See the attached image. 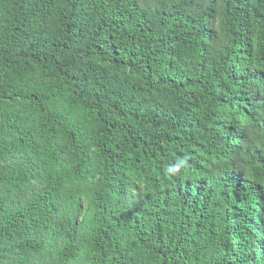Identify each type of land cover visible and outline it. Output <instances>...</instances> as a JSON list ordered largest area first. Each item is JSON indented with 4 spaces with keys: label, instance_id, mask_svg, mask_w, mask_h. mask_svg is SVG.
Masks as SVG:
<instances>
[{
    "label": "trees",
    "instance_id": "1",
    "mask_svg": "<svg viewBox=\"0 0 264 264\" xmlns=\"http://www.w3.org/2000/svg\"><path fill=\"white\" fill-rule=\"evenodd\" d=\"M0 264H264V0H0Z\"/></svg>",
    "mask_w": 264,
    "mask_h": 264
}]
</instances>
